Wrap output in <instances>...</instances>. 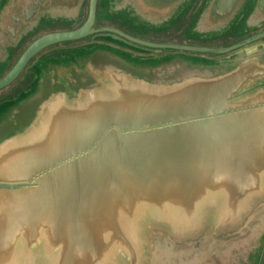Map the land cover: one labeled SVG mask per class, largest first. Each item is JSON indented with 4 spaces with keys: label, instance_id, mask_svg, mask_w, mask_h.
Listing matches in <instances>:
<instances>
[{
    "label": "water",
    "instance_id": "obj_1",
    "mask_svg": "<svg viewBox=\"0 0 264 264\" xmlns=\"http://www.w3.org/2000/svg\"><path fill=\"white\" fill-rule=\"evenodd\" d=\"M0 264H264V0H0Z\"/></svg>",
    "mask_w": 264,
    "mask_h": 264
}]
</instances>
